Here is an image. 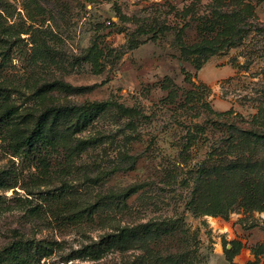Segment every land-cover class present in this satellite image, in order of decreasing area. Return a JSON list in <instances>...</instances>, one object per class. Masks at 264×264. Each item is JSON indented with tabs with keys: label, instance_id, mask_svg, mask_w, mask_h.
Returning a JSON list of instances; mask_svg holds the SVG:
<instances>
[{
	"label": "rangeland",
	"instance_id": "rangeland-1",
	"mask_svg": "<svg viewBox=\"0 0 264 264\" xmlns=\"http://www.w3.org/2000/svg\"><path fill=\"white\" fill-rule=\"evenodd\" d=\"M252 1L244 42L196 69L182 49L212 0H0V253L43 241L54 250L41 264H264V208L192 206L200 178L208 208L239 197L240 175L200 167L264 158L238 137L264 134V0ZM95 102L139 115L103 114L78 137L97 144L47 166L14 148L43 109ZM124 229L128 249L77 258Z\"/></svg>",
	"mask_w": 264,
	"mask_h": 264
},
{
	"label": "trees",
	"instance_id": "trees-1",
	"mask_svg": "<svg viewBox=\"0 0 264 264\" xmlns=\"http://www.w3.org/2000/svg\"><path fill=\"white\" fill-rule=\"evenodd\" d=\"M197 14L200 17L198 18L196 30L201 40L189 47L185 46L182 51L186 52L184 56L190 58L195 68L200 69L210 57L236 48L244 42L252 32L253 25L250 19L255 15V6L252 0H212V8L208 14ZM161 35H163L161 31H158L151 39ZM60 86L64 90H72V87L67 84L62 83ZM4 100L8 102L9 99L4 97ZM114 108L124 116L125 114L129 116L139 115L135 109L124 108L112 102H95L84 105H51L34 116L23 137L18 138V141H16L14 148L28 156H32V159H36L42 166H47L50 159L59 152L60 148L65 147L71 152H78L85 150L90 144H97L96 140L87 141L78 137L103 114L114 111ZM14 115V108L5 112L6 118L13 124L16 123L14 122ZM238 137L251 142L255 141L264 146V134L258 135L255 132L240 131ZM207 165L200 167V176L214 175L215 177L229 179V177L240 175L237 186L239 197L237 200L212 204V207L208 208L206 206L209 203L203 200L202 196L208 189L210 190L209 183L205 182L206 179L200 178L194 185L192 203L194 212L204 211L211 212L214 215H227L231 212V207L234 204L244 208H264V158L252 163L250 159L244 161L242 158H236L225 165L216 163ZM242 173L247 174V176L243 174V182ZM259 180L263 182L261 185H259ZM223 184H225V181L220 185ZM88 210H78L74 215L94 213V211H91L92 209L89 210L90 212ZM127 230L124 229L119 234L109 235L99 243L85 248L79 255L80 257L77 258L84 257L99 260L105 253L115 249H128L133 237L130 236L131 231ZM53 250L50 243L43 241L14 242L0 253V264H41L43 259L52 256ZM236 252L232 247L230 254Z\"/></svg>",
	"mask_w": 264,
	"mask_h": 264
}]
</instances>
